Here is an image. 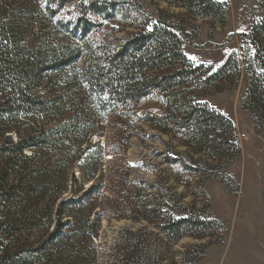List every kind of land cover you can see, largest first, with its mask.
<instances>
[{"label":"trees","instance_id":"16d2710c","mask_svg":"<svg viewBox=\"0 0 264 264\" xmlns=\"http://www.w3.org/2000/svg\"><path fill=\"white\" fill-rule=\"evenodd\" d=\"M164 1L190 19L227 24L226 2ZM258 3L263 15L250 33L253 57L232 54L211 71L187 56L175 25L155 20L138 1L0 0V264L96 263L110 152L94 141L102 136L94 126L109 113L172 135L192 154L222 167L239 156L234 122L198 96L237 80L245 65L244 104L255 128L264 126V0ZM121 32L128 33L117 37ZM152 100L161 110H140ZM173 155L160 154L176 178V186L166 182V195L182 209L176 187H191V178L204 172ZM148 170L157 174L156 185L131 186L128 173L119 182L131 189L126 196L138 213L135 221H147L173 243L223 239L218 221L176 217L173 206L156 201L160 172ZM197 193L206 194L203 183ZM129 235L119 264H148L142 241L147 233ZM135 236L138 242H132Z\"/></svg>","mask_w":264,"mask_h":264},{"label":"rangeland","instance_id":"374dc122","mask_svg":"<svg viewBox=\"0 0 264 264\" xmlns=\"http://www.w3.org/2000/svg\"><path fill=\"white\" fill-rule=\"evenodd\" d=\"M118 1H138L155 20L162 18L175 25L184 38V46L193 53L195 63L204 64L211 71L221 67L232 54L241 59L253 57L250 33L254 21L263 15L258 0H220L229 7L224 26L209 19H190L186 11L169 6L164 0ZM126 33L116 36L124 37ZM247 83L243 65L237 80L216 83L199 92V102L208 103L236 126L241 152L224 167L192 154L172 135L160 133L143 123L134 127L120 113H109L95 124V131L102 136L94 137V141H100L110 152L106 157L107 178L100 206L106 213L94 244L98 252L95 264H119V253L128 246L129 232L147 233L148 237H143L142 241L150 253L148 264H264V126L259 130L255 128L252 113L244 104ZM140 110L158 112L161 108L152 100L143 103ZM125 137L129 139L124 140ZM121 139L124 141L120 144L118 140ZM118 143L121 147L116 148ZM168 150L170 155L177 154L204 172L202 176L191 178V187H176L182 209L177 201H171L166 195V182L168 186H176L171 168L160 157ZM124 163L132 167L131 171L126 172ZM148 167L160 172L156 201L163 202L165 209L173 206L176 217L194 214L218 221L225 230L223 239L187 237L173 243L147 221H135L138 213L129 209L131 201L126 196L131 189L122 188L119 182L128 173L131 186L156 185L157 174L151 173ZM200 183L205 186L206 194L197 193ZM139 237H132V242H138Z\"/></svg>","mask_w":264,"mask_h":264},{"label":"crops","instance_id":"0c3cea01","mask_svg":"<svg viewBox=\"0 0 264 264\" xmlns=\"http://www.w3.org/2000/svg\"><path fill=\"white\" fill-rule=\"evenodd\" d=\"M184 48H185V53L187 54V56H188L192 61L195 62V57H194L193 53H192L191 51H189L188 48H187L186 46H184Z\"/></svg>","mask_w":264,"mask_h":264}]
</instances>
